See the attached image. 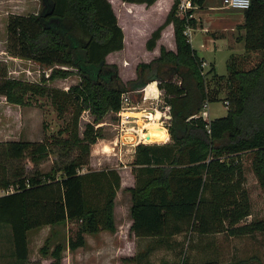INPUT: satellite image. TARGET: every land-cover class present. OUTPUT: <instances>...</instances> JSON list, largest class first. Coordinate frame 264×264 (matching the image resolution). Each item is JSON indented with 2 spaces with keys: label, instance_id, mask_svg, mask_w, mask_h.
<instances>
[{
  "label": "trees",
  "instance_id": "16d2710c",
  "mask_svg": "<svg viewBox=\"0 0 264 264\" xmlns=\"http://www.w3.org/2000/svg\"><path fill=\"white\" fill-rule=\"evenodd\" d=\"M121 1L150 6L156 0ZM39 2L36 13L7 15L5 49L11 56L51 67V71L40 82L23 81L9 77L6 64L0 62V95L17 105L28 104V94L47 96L58 115L69 108L70 117L51 138L0 141V154L8 160L29 157L33 165L51 152L59 159L75 154L62 163L56 161L48 171L0 183V188L12 187L0 194V227L10 229L14 264H41L29 259L27 234L45 225L53 228L38 252L52 259L49 264H61L63 250L82 246L84 234L115 231L113 213L120 175L115 169L81 172L89 163L90 145L102 136L92 124H86L79 135L77 122L84 110L93 124L101 122L120 108L123 92L152 80L159 81L171 108L170 142L135 146L131 162L135 185L124 189L131 198L130 230L135 236L156 237L160 245L175 235L186 237L189 245L195 237L216 233L242 236L264 232V217L246 220L252 207L240 158L249 152L251 169L264 187V0H250L239 25L244 29V50L259 51V60L243 68L231 55L226 75H218L213 67L206 72L226 84L223 102L227 113L209 123L193 115L204 101L216 99L215 91L208 95L204 60L183 35L185 21L176 16L177 0L145 42V48L152 50L162 29L172 23L175 50L160 46L158 56L139 63L136 79L126 83L117 66L106 62L109 53L124 45L108 0ZM196 2L202 7L205 0ZM72 74L78 76V82L67 89L46 84ZM66 223L76 224V229L73 234L69 229L65 238L56 227ZM207 248L200 261L189 260L183 250L172 260L154 262L146 250L121 261L220 264L217 250H211L210 245Z\"/></svg>",
  "mask_w": 264,
  "mask_h": 264
},
{
  "label": "rangeland",
  "instance_id": "374dc122",
  "mask_svg": "<svg viewBox=\"0 0 264 264\" xmlns=\"http://www.w3.org/2000/svg\"><path fill=\"white\" fill-rule=\"evenodd\" d=\"M36 1L37 3H40L39 0ZM163 2V8L161 7L158 9L156 7L152 8L151 10H147L146 12H142L141 22L139 24L141 25V32L135 34L132 31L133 20L136 18L135 11L132 14H127L125 3L120 0H110V4L116 16L117 23L123 32L124 45L121 50L112 52L108 58H106V62L115 64L117 66L118 74L125 83L129 80L136 79V68L139 63H144L148 60L151 61L150 59L154 56L155 52L145 48V42L149 37L150 31L155 26L157 27V25L163 22L168 12V3L170 0H163ZM200 13V29L195 30L192 33L190 43L193 48L199 50L198 53L208 62L203 66L205 73L210 67H213L218 75H226V65L229 61V52L227 49L219 47L218 41H216L214 44L211 39L224 37L231 43L235 34L228 28L234 26L236 23L235 21L243 19V11L224 8L222 6L221 0H205V3L200 8ZM5 22L6 20L0 18L1 47H3L5 44ZM202 28L207 30L204 31ZM204 37L208 38V40H204ZM162 43L170 46L172 45L169 35L162 39ZM217 44L218 46L216 49H214V45ZM236 47L239 49L238 45H236ZM258 57V53L254 54L242 51L241 54L237 56V59L243 68H249ZM1 59L2 58L0 56V60ZM44 67L45 66H41L40 64L32 62L31 60H18V62L15 64L14 62L13 65L10 64V69L7 68V75L9 77L12 76L21 79L23 81L37 83L41 81L43 76H47L46 71H48V73L51 71ZM134 71L135 75L133 74ZM77 82L78 76L76 74H72L60 80L55 79L53 81H46V84L59 88L63 86L68 87L72 84H76ZM206 82L208 95H212L215 91L216 97V99L208 101L207 113L209 114V119L211 120L224 116L227 113V108L223 102L224 94L226 93L225 81L216 79L211 73H206ZM163 91L164 94H166L164 89ZM26 100L28 101V104L17 105L7 102L5 97L0 95V141L19 139L38 141L44 137L51 138V135H57L58 131L65 126V122L70 117L71 109L69 108H67L68 110L61 116L58 115L55 106L51 103L50 98L47 96H29L28 94L26 96ZM116 121L117 116L114 114V112L109 113L102 119L101 122L103 123L99 122V125H101L99 128L97 125L98 123L93 124L92 117L88 111L84 110L81 112L77 122L78 133L81 135V132L83 131L86 124H92L94 129H100L102 138H98L95 143L100 142L102 151H104L102 156L104 158L116 157L113 156V154L114 152H117V147L113 146L110 142L115 134ZM154 124H157L156 121L145 124V127L147 128L146 132L150 131V127L154 126ZM63 136H65V133ZM156 138H158V136L152 137L151 141H156L154 140ZM92 145H90V150ZM0 151H2L1 148ZM74 154L75 153H72L71 156L61 157V159H59L56 153L51 152L46 159L41 160L36 165H33V163L29 160V157H25L22 160H8L4 155L0 154V183L4 180H7L8 178L9 180H13L14 178L18 177V175H30L34 171H48L52 165H56V161L62 163L71 158ZM240 158L246 177L245 186L248 190L252 207L251 215L246 220L264 217V187L258 184L257 179L251 169V155L249 152H245L241 154ZM121 160L123 162L120 163L119 166L126 165V149L123 150V156ZM99 166L108 167L110 166V161ZM86 167L88 169L89 166H84L82 170L86 169ZM123 170H125V172ZM120 173L121 182L123 181L124 183L126 181V169H122ZM7 190L10 192L12 187L9 186L6 189L1 187L0 194L7 193ZM116 211V219L121 225L119 230H121L122 233V229L125 228L124 225H126V192L123 189H120L116 196ZM70 227L71 234H73V231L76 229V224L73 223ZM60 229L62 228H59V230ZM28 233V238H30L29 256L33 257L34 255L35 257H39L37 250L40 246L38 247V245H42L47 233H39V230H32ZM36 233L37 236H35ZM38 240L39 242H37ZM207 243L210 245L211 250L216 249L218 253L219 249L220 256H218V261L220 264H264V232H255L253 235L242 236H228L224 233H216L196 238L194 242L191 240L189 245H187L186 237L183 236V240L177 249L175 258H179L180 255H182L181 250H183L187 254L189 260H204L202 252ZM116 246H118V248L115 249V254L112 257L111 264H126L121 261L123 256L126 255V244H120ZM208 248H205V250H208ZM161 253L162 251H158L155 255L154 259H157L156 261H158L159 258L162 259V255H164L166 252L164 251V254ZM173 254L174 252L172 250L167 259H171V255ZM45 258L49 259L50 257ZM101 258L90 257L87 262L89 264H103L105 260L100 261ZM108 264H110L109 261Z\"/></svg>",
  "mask_w": 264,
  "mask_h": 264
},
{
  "label": "crops",
  "instance_id": "0c3cea01",
  "mask_svg": "<svg viewBox=\"0 0 264 264\" xmlns=\"http://www.w3.org/2000/svg\"><path fill=\"white\" fill-rule=\"evenodd\" d=\"M108 1L110 2V0H108ZM173 1L174 0H170V2L168 3V10L171 7ZM123 3L126 4V13L127 14H132L134 11L136 13L135 14L136 18L133 20V24H132V29H133L132 31L135 34H138L141 32V25H139V24L141 22V17H142L143 11L146 12L147 10H151L152 8L157 7L158 9H160L161 7L162 8L164 7L163 0H161V2H160V0H156L150 6H146L144 3H130V2H123ZM39 8H40V3H37L36 0H0V18L3 20H6V17L8 14H24L25 15L28 13H36L39 10ZM199 15H201L200 10H199ZM235 22L236 23L234 24V26L228 28L230 31H233L235 34L233 41L231 43L224 37L211 39L214 44L216 43V41H218L219 47H222L223 49L228 50V52H229L228 57H230L231 55L237 57L239 54H241L242 51H245L244 50V42L242 39V36L244 34V29L239 27V25L242 24L243 19H239L238 21H235ZM4 26H5V24H4ZM154 28H156V26ZM198 29H200V27ZM198 29H196V30H198ZM151 31H150V33H151ZM150 33H149V35H150ZM168 35L172 41L171 46L162 43V39ZM204 40L207 41L208 38L204 37ZM4 43H5V39H4ZM236 45L239 46V49L236 47ZM160 46H164L166 49H170L173 51L175 50V42H174L172 23L167 24L162 29L161 34H160V38L157 40L154 48L152 50H150L152 52H155L154 56L150 60H152L158 56ZM217 46H218V44L214 45V49H216ZM194 49L196 50L197 54L207 64L208 62L206 61V59L198 53L199 50H197L196 48H194ZM111 53H109L106 56V58H108V56ZM249 53H254V54L258 53L259 54V51H252ZM0 56L2 58L0 60V62H4L8 69H10V64L13 65V62L15 64L16 62H18V60H24L22 58L9 55L6 52L5 44L3 47L0 46ZM248 60H250V59H248ZM258 60H259V57L251 64V66L253 64H255ZM148 62H149V60L145 61V63H148ZM50 68H48V69L51 70ZM46 69H47V67H46ZM9 72H10V70H9ZM46 72H47L46 74L48 75L49 74L48 71H46ZM133 74L135 75V71ZM10 77H12V76H10ZM68 87L63 86V87H59V88L60 89H67ZM153 89H154V86L152 87L151 90H153ZM149 91H150V88H149ZM111 113H113V112H111ZM101 123H103V122H101ZM155 125L157 126L158 124H154V126ZM99 126H101V125H99ZM158 127L160 128L162 135L160 137L154 139V140H162V141H154V142H157L159 144L170 142V136H169L168 131L166 132V130L159 125H158ZM148 132L149 131H147L146 133H148ZM154 142H151V143H154ZM94 145H95V147H94ZM94 148H96V149H94ZM124 149H126V165L119 166V164L123 162L121 159L123 156V150ZM116 150H117V152L116 153L114 152V154H113V156H116V157L104 158L102 156L103 155L102 153H104V151H102V147L100 145V142L94 143L92 145L91 150H90V157H89V164H88V166L90 168L88 167V169L89 170L115 169L119 173V175L121 174L120 172L122 169H126V181L124 183H123V181L121 182V177H120V189L124 190L125 188L133 187L135 185V177H134V173L132 172V164H131V162L133 160L135 145H133L131 143V141L129 140L128 143L118 145ZM109 161H110V166H108V167L99 166V165H103V163L109 162ZM85 171H87V167H86V169L81 170V172H85ZM123 171L125 172V170H123ZM118 191L116 193V196L118 194ZM124 191L126 192V225H124L125 228L122 229V233H121V230H119L121 225L116 219L117 211H116V197H115V206H114V213H113L114 214L115 228H116L115 231L114 232L100 231L96 234H84V244L82 246H79V247L75 248L74 250H70L69 248H65L63 250V256H62L61 264H89L87 262V260L90 257H92V258L93 257H100V258L102 257L100 259V261L105 260V262L103 264H108V261L111 264L112 263V257L115 254V249L118 248V246H116V245H120V244H126V255L123 256L126 258L127 257H133L136 253H140V252L142 253L146 250L149 252V255H148L149 258H151L152 261H154V262H157L156 261L157 259H154V257L158 251H162L161 254H164V251L166 252L164 255H162V257H163L162 259H167V257H169V255L171 254L172 250H173L174 254L171 255L172 256L171 259H168V260H172V258L174 259L176 257L175 254H177V249L181 245V243H179V242H181L183 240L182 235H175L172 238H169L168 241H164L165 244L160 245V244H158V242H157L158 240L156 237L135 236L134 233L130 230V226L132 224V218L130 216L131 198H130V193L127 192L126 190H124ZM72 224L73 223H66L64 225L57 226L56 228H58V229L62 228L59 230L60 234H62L66 238L68 236L69 229L71 228L70 226ZM51 228H53V227L50 225H45L39 229H33V231L39 230V233H43V232L45 234L47 233L46 234V236H47L49 231L51 230ZM31 231L32 230H30V232ZM28 236H29V233L27 234V244H28V251H29V249H30L29 239L30 238H28ZM35 236H37V233ZM46 236H45V238H46ZM196 238H198V237L193 238V242H194V240H196ZM37 242H39V240ZM39 246H41V245H38V247ZM207 246H208V243L205 245L206 249H207ZM174 247H176V248H174ZM205 248H204V250H205ZM11 253H12V244L10 241V229L7 226L6 227L2 226V227H0V264H14L15 261L11 255ZM37 253H38L39 257H35L33 255V257L29 256V259L30 260H40L41 264H49L50 261L52 260L51 258L48 259V258L42 257L39 254L38 250H37ZM218 256H220L219 249H218ZM158 260H160V258ZM126 264H133V263L126 262Z\"/></svg>",
  "mask_w": 264,
  "mask_h": 264
},
{
  "label": "built area",
  "instance_id": "2783aa9c",
  "mask_svg": "<svg viewBox=\"0 0 264 264\" xmlns=\"http://www.w3.org/2000/svg\"><path fill=\"white\" fill-rule=\"evenodd\" d=\"M222 6L227 9L243 11L250 5V0H221ZM200 5L196 0H177L176 16L185 21L183 35L191 41L192 33L199 28ZM202 30L206 31L205 28ZM206 65L203 61L202 66ZM154 84V89L148 91V87ZM166 94L160 87L159 81L152 80L137 89H130L122 93L120 108L114 113L117 116L115 134L110 141L113 146L128 143L133 145L146 144L147 128L145 124L156 121L166 132L171 120L170 105L165 101ZM226 103V102H224ZM208 101L202 103L198 113L193 115L209 123L207 113ZM99 126V123L97 124ZM162 141V140H156ZM154 142V141H151ZM6 192H9L7 190Z\"/></svg>",
  "mask_w": 264,
  "mask_h": 264
},
{
  "label": "bare ground",
  "instance_id": "6f19581e",
  "mask_svg": "<svg viewBox=\"0 0 264 264\" xmlns=\"http://www.w3.org/2000/svg\"><path fill=\"white\" fill-rule=\"evenodd\" d=\"M152 87H153V84H151L149 86V88H151V89H152ZM149 88H147L148 91H149ZM150 129L151 130L147 133V136H148L147 140L148 141H151L152 137H155V136L160 137L162 135L161 134L162 132H161V130H160V128L158 126H156V125L155 126H152V127H150Z\"/></svg>",
  "mask_w": 264,
  "mask_h": 264
}]
</instances>
